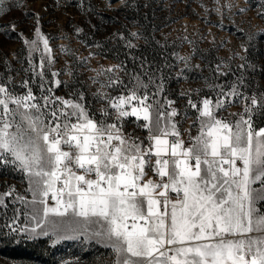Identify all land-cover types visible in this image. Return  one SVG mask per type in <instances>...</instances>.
<instances>
[{
	"label": "snow or ice",
	"instance_id": "6c2138e0",
	"mask_svg": "<svg viewBox=\"0 0 264 264\" xmlns=\"http://www.w3.org/2000/svg\"><path fill=\"white\" fill-rule=\"evenodd\" d=\"M6 6L7 0H0V10ZM36 35L51 63L47 39L39 28ZM37 40L25 43L34 50ZM133 80L130 88L125 85L126 95L96 94L107 102L99 120L83 94L42 95V105L31 89L15 95L0 86V165L24 173L31 193L30 200L14 197L25 220L13 230L29 238L51 233L57 241L83 236L109 248L113 264H264V128L256 129L252 120L264 108V93L261 100L242 93L243 76L227 92L209 84L220 90L215 103L193 101L182 92L198 113V134L185 146L174 101L155 98L163 82L156 84L151 76L148 83L139 76ZM151 84L156 91L150 94ZM219 97L243 98V112L230 114L237 120L217 116L225 106ZM129 116L146 137L125 134ZM149 172L157 179H146ZM13 193L14 188L0 193V207H7L5 197Z\"/></svg>",
	"mask_w": 264,
	"mask_h": 264
},
{
	"label": "rangeland",
	"instance_id": "374dc122",
	"mask_svg": "<svg viewBox=\"0 0 264 264\" xmlns=\"http://www.w3.org/2000/svg\"><path fill=\"white\" fill-rule=\"evenodd\" d=\"M137 14L144 18L142 27L132 19ZM37 28L47 39L51 63L43 40H37ZM261 33L264 0H7L0 10V86L15 95L31 89L42 105V95L76 99L83 94L89 112L97 114L106 104L98 92L126 95L125 85L130 88L133 77L148 83L151 76L156 84H164L155 98L174 101L181 131L198 115L182 92L193 101L208 98L215 103L220 90L209 84L222 85L227 92L243 76L245 86L239 90L262 99L264 56L257 49H264ZM250 36L256 39L250 42ZM32 40H37L34 50L25 43ZM246 62L253 67H241ZM217 65H221L219 72ZM110 79L113 84L108 86ZM117 79L123 83H115ZM148 91L155 92V84ZM219 98L225 106L217 116L237 120L238 116L230 114L243 112V98ZM252 120L256 129L264 128V108ZM10 188L14 193L5 197L7 207H0V264H113L111 250L94 240L57 241L52 234L29 238L7 229L5 221L23 207L14 197L18 194L30 200L31 193L24 173L11 164L0 165V193Z\"/></svg>",
	"mask_w": 264,
	"mask_h": 264
},
{
	"label": "built area",
	"instance_id": "2783aa9c",
	"mask_svg": "<svg viewBox=\"0 0 264 264\" xmlns=\"http://www.w3.org/2000/svg\"><path fill=\"white\" fill-rule=\"evenodd\" d=\"M105 107H107V102H106V104L102 108H105ZM95 116H96L97 120L103 118L102 117V114H101V111H99L97 114H95ZM114 120H115V117L112 116V117L109 118V121L108 122L111 123V122H114ZM123 131L125 132V134L131 133L134 136H139L141 138H144V137L147 136L146 130H143V129L137 127V120L131 118L130 116L127 117V118H125V120H124ZM197 134H198L197 126L195 125L194 122L190 126H188L187 129L181 130V136H182L183 140L185 141V146H188V144L190 142L189 141V137L190 136L194 137ZM145 144H147V141L146 140H145ZM146 179H157V178L154 177L151 172H149V175H148V177H146ZM48 203L51 206H54L55 205V201H52L50 198L48 200ZM19 209H20L19 218L16 221V224L15 225L12 223L13 216L12 217H9L5 221L6 222L7 229L13 230L17 226H19V227H23L24 226V220H25V217L23 215L24 209H23V207H19Z\"/></svg>",
	"mask_w": 264,
	"mask_h": 264
},
{
	"label": "trees",
	"instance_id": "16d2710c",
	"mask_svg": "<svg viewBox=\"0 0 264 264\" xmlns=\"http://www.w3.org/2000/svg\"><path fill=\"white\" fill-rule=\"evenodd\" d=\"M132 19L135 20V21H137V22L139 23V25H141V27L144 25V24L142 23V19H144V18H141L140 14H137V15H136L134 18H132ZM257 49H258V52H259L260 56H264V49H263V47H262V46H259ZM108 57H109V58H112V59H114V60H117V61H122L121 59L116 58V57H115L114 55H112V54H109Z\"/></svg>",
	"mask_w": 264,
	"mask_h": 264
},
{
	"label": "crops",
	"instance_id": "0c3cea01",
	"mask_svg": "<svg viewBox=\"0 0 264 264\" xmlns=\"http://www.w3.org/2000/svg\"><path fill=\"white\" fill-rule=\"evenodd\" d=\"M51 234V233H50ZM83 236H81L80 238H82Z\"/></svg>",
	"mask_w": 264,
	"mask_h": 264
}]
</instances>
